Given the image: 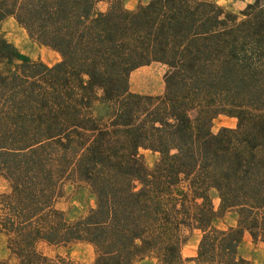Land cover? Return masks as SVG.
Here are the masks:
<instances>
[{
  "label": "trees",
  "instance_id": "16d2710c",
  "mask_svg": "<svg viewBox=\"0 0 264 264\" xmlns=\"http://www.w3.org/2000/svg\"><path fill=\"white\" fill-rule=\"evenodd\" d=\"M8 18L60 57L33 61L0 33V236L16 264H76L38 246L77 243L93 264H187L185 230L200 233L195 264H250L244 235L264 243V0L238 13L0 0ZM152 62L166 66L163 93L132 92L131 73ZM219 115L236 125L212 133ZM144 151L158 155L150 168ZM75 183L94 206L70 219L58 204ZM227 214L235 224L218 228Z\"/></svg>",
  "mask_w": 264,
  "mask_h": 264
},
{
  "label": "rangeland",
  "instance_id": "374dc122",
  "mask_svg": "<svg viewBox=\"0 0 264 264\" xmlns=\"http://www.w3.org/2000/svg\"><path fill=\"white\" fill-rule=\"evenodd\" d=\"M149 0H123V6L127 10H135L140 5H144ZM213 1L232 13H238L246 4L253 0H207ZM106 5L99 4V9L104 10ZM1 35L10 42L17 50L33 61H41L48 66H52L60 59L59 55L28 37L25 30L22 29L12 18H8L0 24ZM166 66L152 62L146 66H142L134 70L130 75V90L135 93L159 96L164 91V75ZM92 112L95 116L104 114L105 106L94 104ZM236 120L224 115L215 117L211 122V132L217 133L222 128H233ZM143 158L147 167H152L158 159V155L144 151ZM8 190L7 182L0 177V194ZM217 205V201L214 200ZM94 206V196L89 189L83 184H68L64 190V197L60 200L58 207L63 210L70 219H76L83 216ZM235 216L227 214L224 218L217 222L218 228H226L235 224ZM183 235L187 237V241L182 247V256L188 259L187 264H195L191 259L195 257L200 233L198 231L185 230ZM38 249L49 257L56 255L67 256L76 264H93L94 252L91 246L83 243L73 244L68 247H47L44 244L38 246ZM239 255L250 261V264H264V243L253 242L248 234H245L239 247ZM0 264H16L7 250L5 238L0 236ZM137 264H154L153 260H144Z\"/></svg>",
  "mask_w": 264,
  "mask_h": 264
}]
</instances>
